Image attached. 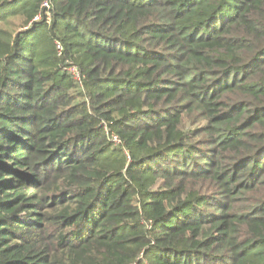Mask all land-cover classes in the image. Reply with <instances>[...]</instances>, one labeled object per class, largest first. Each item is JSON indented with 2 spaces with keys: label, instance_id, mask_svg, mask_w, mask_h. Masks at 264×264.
Segmentation results:
<instances>
[{
  "label": "trees",
  "instance_id": "obj_1",
  "mask_svg": "<svg viewBox=\"0 0 264 264\" xmlns=\"http://www.w3.org/2000/svg\"><path fill=\"white\" fill-rule=\"evenodd\" d=\"M0 264H264V0H0Z\"/></svg>",
  "mask_w": 264,
  "mask_h": 264
},
{
  "label": "built area",
  "instance_id": "obj_2",
  "mask_svg": "<svg viewBox=\"0 0 264 264\" xmlns=\"http://www.w3.org/2000/svg\"><path fill=\"white\" fill-rule=\"evenodd\" d=\"M44 7L49 8V3H48V1H46V2L44 3ZM58 49H59V50L61 49L59 45H58ZM68 72H70V74L73 76V78L75 79V81H76L79 85H81V78H80V74H79L77 68H76L75 66H70V67L68 68Z\"/></svg>",
  "mask_w": 264,
  "mask_h": 264
},
{
  "label": "rangeland",
  "instance_id": "obj_3",
  "mask_svg": "<svg viewBox=\"0 0 264 264\" xmlns=\"http://www.w3.org/2000/svg\"><path fill=\"white\" fill-rule=\"evenodd\" d=\"M114 140H116V139H114Z\"/></svg>",
  "mask_w": 264,
  "mask_h": 264
}]
</instances>
